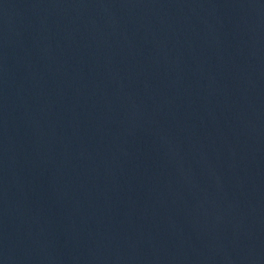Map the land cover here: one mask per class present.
<instances>
[{"label":"water","instance_id":"1","mask_svg":"<svg viewBox=\"0 0 264 264\" xmlns=\"http://www.w3.org/2000/svg\"><path fill=\"white\" fill-rule=\"evenodd\" d=\"M0 264H264V0H0Z\"/></svg>","mask_w":264,"mask_h":264}]
</instances>
